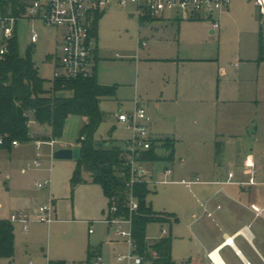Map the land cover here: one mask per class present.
<instances>
[{
  "label": "rangeland",
  "instance_id": "obj_1",
  "mask_svg": "<svg viewBox=\"0 0 264 264\" xmlns=\"http://www.w3.org/2000/svg\"><path fill=\"white\" fill-rule=\"evenodd\" d=\"M136 9L135 4L121 7L114 1L98 20L97 76L101 82L117 86V93L101 101L105 120L94 137L99 142L127 138L129 132L117 123L116 115L134 111L137 101L152 116L151 134L157 146H165L170 153L173 139L178 140L175 160L163 162L174 169L175 175L169 183L162 182V175L150 187L147 198V204L163 222L148 225L146 234L151 240L171 237L173 260L181 263L186 259L189 223L201 198L200 186L190 188L181 180L192 181L196 175L200 180L207 179V172L213 169L210 154L218 124L224 129L226 123L231 128L252 123L264 130V66L260 68L257 62L259 22L262 20L264 26V17L253 2L235 0L231 11L222 17L219 33L212 34V25L204 17H180V22L151 30L141 24ZM169 17L173 19V15ZM146 23L153 28L166 24L158 18ZM34 29L39 39L32 45ZM58 33L54 27L25 20L19 21L16 28L20 53L24 55L30 46L34 47L33 60L40 76L48 82L54 81ZM139 38L146 46L139 47ZM238 61L240 67L235 66ZM84 124L82 117L72 116L62 136L54 139L49 128L31 123L30 142L0 148V218L9 220L12 213L26 210L32 219L27 232L21 224L13 223L16 255L13 262L2 259L0 264H79L87 260L89 249H99L104 263L116 264L118 255L128 253L125 241H115V228L108 232L101 222L109 211L102 189L83 183L74 187L71 178L77 160L54 158L62 147H77ZM36 141H42L40 149ZM236 148L241 146L228 145L231 157ZM248 158L246 154L243 163ZM260 158L258 167L264 170V156ZM36 161L41 167L35 166ZM146 168L150 171L151 165ZM220 170L226 174L229 170L239 171L228 164ZM157 174L152 181L158 180ZM48 179L51 186L38 189L37 185ZM50 202L56 220L49 225L39 221L38 208ZM169 213L179 220L172 222ZM89 223H93V234H89Z\"/></svg>",
  "mask_w": 264,
  "mask_h": 264
},
{
  "label": "trees",
  "instance_id": "obj_2",
  "mask_svg": "<svg viewBox=\"0 0 264 264\" xmlns=\"http://www.w3.org/2000/svg\"><path fill=\"white\" fill-rule=\"evenodd\" d=\"M25 12L21 0H0V14L20 16ZM101 14H95L91 34L97 37L98 20ZM151 17H145L147 21ZM34 47L30 46L22 55L18 48L17 35L10 42V53L0 61V135L4 139L0 148L11 149L13 142H30V121L43 128H49L53 137L62 136L67 120L72 116L87 119L82 128L78 145L80 156L71 178L75 187L88 180L99 185L109 202L116 200L119 214L132 219L137 251L152 264H175L171 255V238L165 237L155 243L148 242L147 227L163 222L162 217L147 204L151 193L148 182H136L134 195L139 209L130 214L125 206L127 189L122 172H127L125 161L128 155L117 141L95 140V133L104 122L100 109L102 100L116 95L117 86L101 84L96 74L88 79L64 80L52 82L44 80L33 60ZM264 62V26L259 27V57ZM164 147V146H163ZM154 148L143 154L144 161L159 159ZM169 158V157H168ZM177 220L176 218H174ZM170 221V219H167ZM94 252L89 250L86 264L91 263ZM15 255L14 225L9 220L0 219V260L13 259ZM64 264V262H49Z\"/></svg>",
  "mask_w": 264,
  "mask_h": 264
},
{
  "label": "built area",
  "instance_id": "obj_3",
  "mask_svg": "<svg viewBox=\"0 0 264 264\" xmlns=\"http://www.w3.org/2000/svg\"><path fill=\"white\" fill-rule=\"evenodd\" d=\"M25 5V12L20 16H4L0 14V61L4 60L10 53V42L16 35L17 24L21 20L29 22H41L49 27L61 30L63 39L59 45V52L55 58V69L53 79L78 80L88 79L96 74L95 51L96 39L91 34L95 14L103 13L110 5L116 1L121 7L128 4H135L137 14L140 19L145 17L164 19L169 14H175L184 19L206 18L216 32L220 29L223 14L231 7L234 0H21ZM253 2L260 14L264 17V0H247ZM39 35L35 30L31 34V43L38 42ZM145 45V43H143ZM135 110L129 114L120 113L118 119L126 124L133 132L131 139L121 143L123 151L128 155L125 161L127 172H122L120 177L124 179L127 196L125 206L130 214L138 211L139 203L134 195V185L136 182L157 183L152 181L151 172L146 168V161L142 156L150 151L155 141L150 136L148 125L150 118L147 111L142 108L139 102H135ZM34 121L31 120L30 124ZM31 127V126H30ZM4 139L0 135V146ZM54 141L51 142L53 144ZM37 149H40L42 142H37ZM18 142H13V146H18ZM40 162L36 161L35 166L39 167ZM173 170L167 168L164 171L163 183H169ZM233 175L230 174V177ZM190 185L191 182L182 181ZM50 184L47 180L39 183L37 187L43 189ZM251 209L256 216H264V208L258 205H251ZM55 207L52 202L41 205L38 208L39 221L51 224L54 219ZM9 221L21 223L23 230H29L31 218L25 212L13 213ZM111 228H115L114 234L119 239L129 245L127 254L117 256L116 264H151L137 251V246L132 231V219L119 214L116 200L112 198L109 202V216L105 220ZM162 232L167 234V229ZM93 233V229L90 230ZM226 243H232L228 239ZM211 259L214 254L211 253ZM92 264L104 263L102 256L95 253ZM245 264H251L246 262Z\"/></svg>",
  "mask_w": 264,
  "mask_h": 264
},
{
  "label": "crops",
  "instance_id": "obj_4",
  "mask_svg": "<svg viewBox=\"0 0 264 264\" xmlns=\"http://www.w3.org/2000/svg\"><path fill=\"white\" fill-rule=\"evenodd\" d=\"M233 3L229 8V10L226 12V14H228L231 11ZM171 15H173V19H171L168 15V17L162 19L163 21L166 22V24H163L155 28L150 27L144 20H140V22L143 26L151 30H156L160 27L167 26L168 24H171L173 22H180V20H182L180 19V17H178L175 14H171ZM223 15H225V13ZM261 17L263 16L261 15ZM259 23L262 24V20H260ZM221 27H222V23L220 29ZM220 29L216 32L212 29V34L219 33ZM58 32H59L58 33L59 41L61 44V41L63 39V34L61 30H58ZM139 37H141V34L139 35ZM138 43H139V47L146 46V42L145 41L142 42L141 38H139ZM143 43H145V45H143ZM258 51H259V45H258ZM257 62H259L260 68L264 66V62L258 61V59ZM98 63H99V47H98V37H96V51H95L96 76H97ZM235 66L240 67L239 61L235 63ZM222 73L224 74L225 72ZM98 81L103 85L113 86V85L105 84L101 82L99 79ZM230 110L231 109L225 111L227 115L228 113L231 112ZM120 113L129 114L131 112L120 111ZM147 114L150 118L148 130L150 136L152 137L151 127L153 120H152V116H150L148 112ZM118 115H116L117 123L125 127L126 131L129 132V136L122 140H117V139H111V140H115L119 144H121L131 139L133 132L126 124H123L119 121ZM83 120L85 121L86 124L87 119L83 118ZM33 123L36 122L34 121ZM227 124L228 123L225 124V128H224L225 130L220 128V124H218L217 128L215 127L216 130L214 132L215 134L213 136L212 151L210 154L211 155L210 162L213 163V169L212 171L207 172V179L204 181L200 180L199 176L196 175V177H194V179L196 178L195 180L192 181H187L185 179L181 180L182 184H184L182 181L191 182L190 185L184 184L190 188L193 186H200L199 192L201 198L198 201L199 204L195 208L193 217L191 219V222L189 223V230H190L189 234L187 238H185L187 240L186 259L181 263H176L172 257V260L175 262V264H245L246 262H249L251 264H264V216H260V217L256 216V214L251 209V205L253 204L264 208V170H260L258 167V160L261 159L260 156L261 155L264 156V130L252 123L251 124L245 123L243 125H240L241 127L238 128H234V127L231 128ZM238 129H240L241 131L238 132L237 131ZM233 130L237 132H234ZM173 140H174L173 147L170 153L167 151L165 146L161 148L160 146H157V144L155 143L153 148L155 150L154 152L156 156L159 159L145 162L146 165L147 164L151 165L150 172L152 173L151 174L152 179L155 178L157 171H158L157 181L160 180L162 175H163L162 179H164V171L170 167L167 165V163H163V162L175 160V151H176L175 147L178 140L176 139ZM52 141L55 142V140ZM37 142L38 141H36V143ZM235 144L237 146L238 145L241 146L242 150L236 148L235 154L232 155L231 157L229 151L227 150V147L228 145H235ZM77 147H79V145H77ZM62 148H70V146H65ZM246 154H249V158L247 160V163H243L244 162L243 159ZM165 164L167 166H164ZM227 164L234 165L235 167H237V169H239V171L234 172L233 170H229L226 174L225 172L220 170V167L222 168L223 165H227ZM39 167H41V164ZM204 168L207 170L208 167L205 166ZM171 169L173 170V175L171 177H173L175 175V171L173 168ZM201 170L203 173L206 172L203 171V168ZM230 174H232L233 176L230 177ZM48 180L50 181V184L45 188L51 186L52 181L51 179ZM83 184L96 185L91 183L89 180ZM152 184L156 185V183H149L148 185L149 189H151L150 187L152 186ZM106 199L108 201V207H109V200L107 197ZM104 211L105 210L103 209V213ZM21 212H25L29 214L26 210H22ZM169 214L172 215L173 218L172 222L173 221L177 222L179 220V217L176 214H172V213ZM108 216H109V211L106 214V218L101 222L107 225L108 232H110L112 228L105 223V220L107 219ZM174 218H176L177 220H175ZM0 219H4V218H0ZM54 219L56 220V210L54 213ZM4 220H8V219H4ZM89 224H90L89 234H93L90 233V230L93 229L92 228L93 223H89ZM112 235L114 236L115 241H123L118 237H116L114 231H112ZM228 239H231L232 243H226ZM160 240H151L148 242L155 243ZM16 251L17 249H16V240H15V255H16ZM93 252L99 253L101 255L99 249ZM211 253L214 254V259H211L209 256ZM171 255H172V239H171ZM14 258L8 260L13 262ZM86 261L87 260L81 261L79 262V264H86L85 263ZM30 264H34V263L31 261Z\"/></svg>",
  "mask_w": 264,
  "mask_h": 264
},
{
  "label": "water",
  "instance_id": "obj_5",
  "mask_svg": "<svg viewBox=\"0 0 264 264\" xmlns=\"http://www.w3.org/2000/svg\"><path fill=\"white\" fill-rule=\"evenodd\" d=\"M80 156V150L76 148H62L54 153V158L58 160H71L78 159Z\"/></svg>",
  "mask_w": 264,
  "mask_h": 264
}]
</instances>
